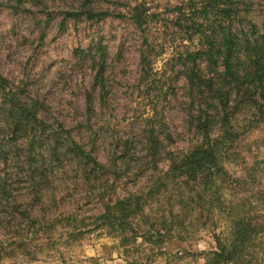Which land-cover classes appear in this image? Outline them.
Wrapping results in <instances>:
<instances>
[{
    "label": "trees",
    "instance_id": "1",
    "mask_svg": "<svg viewBox=\"0 0 264 264\" xmlns=\"http://www.w3.org/2000/svg\"><path fill=\"white\" fill-rule=\"evenodd\" d=\"M92 3L81 0L73 11L64 12V20L100 22L110 16L125 17L121 12L96 11ZM168 11L170 16L161 18L140 2L129 7L126 16L143 33L153 23L161 22L164 28L162 42L156 37L143 40L140 79L148 83L157 47L162 51L170 45L175 78L182 79L181 104L196 138L187 150L167 151L163 142L171 138L161 136L152 116L146 119L140 140L135 132L117 137L107 152L108 160L99 161L96 125L91 122L93 93L98 92L104 106L112 69L101 41L76 54L93 72L91 90L86 93L87 122L79 124L83 137L76 138L74 128L45 120L38 102L24 97L0 76V225L11 230L5 239L11 240V253L33 251L36 247H29L36 239L55 244L54 229L65 222L73 240L103 229L119 237L126 251L138 238L156 246L173 237L185 241L193 235L184 233L187 208L208 205L211 211L217 203L223 215L219 221L226 229L213 233L215 248L202 253L205 264H252L256 259L250 249L255 236L264 234V215L252 214V209H258L251 198L240 204L230 201L225 205L223 201L226 191L235 193L241 180L228 172L226 164L238 160L239 144L250 131L264 125V20L258 25L249 17L245 0H179ZM158 125L161 130L160 122ZM165 161L168 167L156 178L155 186L147 191H127L128 183L143 172L142 167L156 170ZM166 184L195 193L181 199L180 209L176 213L171 209L169 217L150 208L153 203L160 204V191L162 186L167 189ZM79 190L102 212L34 214L36 205L58 208ZM175 228L182 231L173 234ZM153 252L168 254L161 248ZM187 254L175 252L167 259L179 260ZM6 256L1 249L0 261Z\"/></svg>",
    "mask_w": 264,
    "mask_h": 264
},
{
    "label": "rangeland",
    "instance_id": "2",
    "mask_svg": "<svg viewBox=\"0 0 264 264\" xmlns=\"http://www.w3.org/2000/svg\"><path fill=\"white\" fill-rule=\"evenodd\" d=\"M245 1L249 17L260 25L264 20V0ZM140 2L150 12L167 18L170 16L168 10L179 0H93L92 7L96 11L121 12L125 16H110L100 22L64 20V12L73 11L81 0H0V76L6 78L13 88L21 90L24 97L38 102L45 120L74 128L76 138L83 137L79 131L84 129L79 124L85 126L87 122L86 93L91 90L93 76L88 65L76 54L96 41L107 47L112 69L104 106L99 103L98 92H92L95 113L91 122L96 125L99 140L96 152L101 162L108 160L107 152L112 150L117 137L135 132L140 140L146 119L152 116H155L153 120L161 136L171 138V141L163 142L167 151L187 150L196 142L181 104L183 90L179 81L182 79L175 78L174 61H171L174 53L168 47L170 45L162 51L157 47L158 55L152 58L149 81L141 83L139 52L144 49L143 40L156 37L162 42L160 33L164 28L161 22L153 23L143 33L134 26L126 16L127 10ZM158 122L162 125L161 130ZM250 132L239 144L238 160L226 164L228 172L241 180L235 193L234 190L226 191L223 204L230 201L240 204L251 198L254 208L258 209H252V214L264 215V125ZM167 167L166 161L160 162L156 170L142 167L143 172L128 183L127 191H147L155 186L156 178ZM12 172H16L15 169ZM166 185L167 189L162 186L157 199L160 204L153 203L150 208L160 209L159 216L169 217L171 209L174 213L180 209L178 202L181 199L195 193ZM169 195H173V199ZM63 203L58 208L36 205L34 214L47 217L63 210L82 215L102 212L96 203L84 199L82 190ZM214 205L211 211L208 205L187 208L184 213L188 216L185 219L187 231L184 233L193 234L189 239L181 241L173 237L156 246L138 238L134 245H130L129 251L120 246L119 237L114 238L103 229L91 230L73 240L68 237L67 232L71 229L65 226V222L64 225L57 224L54 229L52 241L55 244L36 239L29 247V250L36 247L33 251L15 250L11 253V240H5L11 230L2 223L0 240L5 242L0 241V250L5 249L7 256L0 264H205L206 257L202 253L215 248L213 233L226 229V225L219 221L223 218L221 207L217 203ZM8 229L10 233H5L4 230ZM178 231L181 232L182 228H175L173 234ZM255 237L250 249L256 256L252 264H264V234ZM152 248L155 252L161 248L168 254L158 255ZM182 251L188 254L179 260L167 259L169 255Z\"/></svg>",
    "mask_w": 264,
    "mask_h": 264
}]
</instances>
